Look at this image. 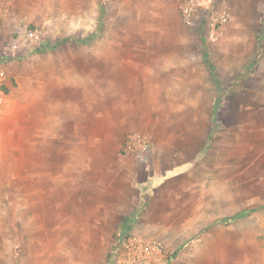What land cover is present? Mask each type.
<instances>
[{"label":"rangeland","instance_id":"374dc122","mask_svg":"<svg viewBox=\"0 0 264 264\" xmlns=\"http://www.w3.org/2000/svg\"><path fill=\"white\" fill-rule=\"evenodd\" d=\"M180 1L1 0L0 264H264V0H202L215 42Z\"/></svg>","mask_w":264,"mask_h":264},{"label":"built area","instance_id":"2783aa9c","mask_svg":"<svg viewBox=\"0 0 264 264\" xmlns=\"http://www.w3.org/2000/svg\"><path fill=\"white\" fill-rule=\"evenodd\" d=\"M2 2L0 0V11ZM179 13L182 23L189 29H194L207 42H215L224 33L225 26L230 21V14L227 10H214L210 15L203 14L202 0H181ZM45 26H37L27 29L21 40L32 47L42 46L45 41ZM6 77L5 67L0 64V103L5 98L1 89ZM150 137L143 132H134L127 135L125 148L127 150L148 151L151 148ZM121 246L125 250L127 264H164L165 245L159 239H146L138 235L123 233L120 236Z\"/></svg>","mask_w":264,"mask_h":264},{"label":"trees","instance_id":"16d2710c","mask_svg":"<svg viewBox=\"0 0 264 264\" xmlns=\"http://www.w3.org/2000/svg\"><path fill=\"white\" fill-rule=\"evenodd\" d=\"M204 57H205L206 64H207L208 66H210V65H211V62H210L209 55H208V52L206 51V49H205V51H204ZM251 211H252V210H245V211H243V212H240V213H239V216H245V215H248L249 213H251ZM237 216H238V215H237Z\"/></svg>","mask_w":264,"mask_h":264},{"label":"crops","instance_id":"0c3cea01","mask_svg":"<svg viewBox=\"0 0 264 264\" xmlns=\"http://www.w3.org/2000/svg\"><path fill=\"white\" fill-rule=\"evenodd\" d=\"M4 3L5 2H2V7H1V11H0V17H4V15L6 14V11H7V7L5 8L4 7ZM7 20H5V22H6ZM4 22V23H5ZM8 27H10V26H8Z\"/></svg>","mask_w":264,"mask_h":264},{"label":"bare ground","instance_id":"6f19581e","mask_svg":"<svg viewBox=\"0 0 264 264\" xmlns=\"http://www.w3.org/2000/svg\"><path fill=\"white\" fill-rule=\"evenodd\" d=\"M74 80V79H73Z\"/></svg>","mask_w":264,"mask_h":264}]
</instances>
